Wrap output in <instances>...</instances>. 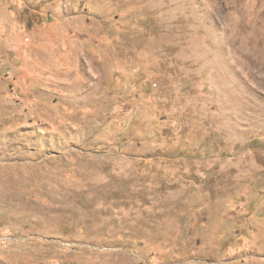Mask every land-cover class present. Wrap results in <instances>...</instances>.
<instances>
[{"label":"rangeland","instance_id":"obj_1","mask_svg":"<svg viewBox=\"0 0 264 264\" xmlns=\"http://www.w3.org/2000/svg\"><path fill=\"white\" fill-rule=\"evenodd\" d=\"M0 264H264V0H0Z\"/></svg>","mask_w":264,"mask_h":264}]
</instances>
